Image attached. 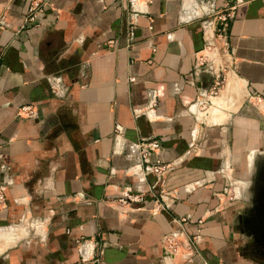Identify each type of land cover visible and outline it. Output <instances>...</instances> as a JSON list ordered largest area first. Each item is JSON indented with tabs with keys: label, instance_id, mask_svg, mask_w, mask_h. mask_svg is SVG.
<instances>
[{
	"label": "crops",
	"instance_id": "1",
	"mask_svg": "<svg viewBox=\"0 0 264 264\" xmlns=\"http://www.w3.org/2000/svg\"><path fill=\"white\" fill-rule=\"evenodd\" d=\"M27 4L0 0V264H262L229 210L259 123L191 104L215 73L264 102V0H50L23 25Z\"/></svg>",
	"mask_w": 264,
	"mask_h": 264
},
{
	"label": "built area",
	"instance_id": "2",
	"mask_svg": "<svg viewBox=\"0 0 264 264\" xmlns=\"http://www.w3.org/2000/svg\"><path fill=\"white\" fill-rule=\"evenodd\" d=\"M144 1H149V0H144ZM50 4V0H28V4L26 7V11L24 14L23 18V25H26L27 23L30 22H36L38 18L42 15L44 12L45 8ZM231 15L229 12H226L222 14L219 17V25L211 29L210 32L206 34V50L204 53L199 55V58H197L200 63H203V61L206 59L207 54L211 53L212 51H217L219 50L217 48V43L222 47L226 48L228 43L226 40V33H227V28L229 25V17ZM218 41V42H217ZM224 85L223 78H221L218 74L213 75V79L211 84L208 86L207 90L202 93L198 94L195 98V100L191 104L192 110L198 107L200 108V105L204 107L206 104H212V98L216 96L220 88H222ZM258 101L261 100L260 96H255ZM152 106L149 108V111L152 112ZM26 112L29 116L34 114V110L31 108L29 104H25L19 107V110L17 111L18 115H21L20 112ZM161 149V144L157 139H151L149 142H144L141 143V147L139 148V152L141 155V158L144 159L145 161L148 162V165L143 171V175L151 173L155 175H161L163 172L167 171L168 169V164H165L163 160L161 159L160 156H155L153 159L149 161V156L151 155V152H154L155 150ZM164 194L161 195V198L163 199ZM1 198V195H0ZM232 198V197H230ZM141 197L140 196H135L131 195L128 192H125L124 198H121V201L127 202V201H140ZM156 202V209L159 210L161 209V201H158L157 199L155 200ZM198 224L203 223L202 218H198L196 221ZM80 243V240L77 241ZM86 256L81 258V261H85Z\"/></svg>",
	"mask_w": 264,
	"mask_h": 264
},
{
	"label": "rangeland",
	"instance_id": "3",
	"mask_svg": "<svg viewBox=\"0 0 264 264\" xmlns=\"http://www.w3.org/2000/svg\"><path fill=\"white\" fill-rule=\"evenodd\" d=\"M230 87L231 86L228 85V87L223 86L222 88H220V90L218 91L216 96L211 99L213 103L212 104H206L207 107L206 106L205 107L208 111H211L212 118L214 117L213 116V110L216 112L215 108H218L220 110L221 106H225L229 109L236 110L237 107H239V105L242 103V106H241L239 112L242 113V115L244 116L243 122L254 124L255 121L251 120V119H254L259 123V126H254V128H251V126H243L245 131L248 133H249V131L253 130L252 131L253 133L251 132L253 135L251 134L252 140L248 141V143H250V145H248L247 149H245L241 154L242 164H241V172L239 175H241L242 178H235L233 180L235 182L240 181L238 183V185H239L238 186V188H239L238 194L237 193L235 194L234 190L233 191L231 190V193L229 194L230 197H234V194L238 195V197H239L237 199V201H239L238 206L236 204V205H232L229 208L230 211H235L237 208H239V210H240L243 199L248 194H250V192L248 191V184L252 180V173L254 170L253 169V162L256 163V165H257V163H259L260 161L261 162L264 161V102H263V100L258 101L257 98L255 97V98L251 99V102H250V99L247 98L246 99L247 102L245 103V101H243V99H245L244 97H246L245 96L246 95L245 89H243V92H242V90L239 88V85H236V87H234V89H233V87H231V88ZM238 89L240 90V92ZM235 90L238 93L234 92ZM241 94H243L244 96H241ZM228 95L234 96V98H236L237 101L232 97L228 98L229 97ZM220 96L223 98V100L220 98ZM217 98H219L217 100L218 102L219 101L222 102L221 104H220V102L218 103L216 101ZM247 105H249L251 107H248ZM254 108H256V109L254 110ZM254 111H255V113H254ZM199 112L200 111L197 109V113L201 115V113H199ZM218 115H220V114H218ZM253 143H254V145H253ZM248 159H249V161H248ZM236 163H238V162L236 161ZM236 185H237V183H236ZM236 185H234V186H236ZM232 186L229 185L227 187L232 188Z\"/></svg>",
	"mask_w": 264,
	"mask_h": 264
},
{
	"label": "flooded vegetation",
	"instance_id": "4",
	"mask_svg": "<svg viewBox=\"0 0 264 264\" xmlns=\"http://www.w3.org/2000/svg\"><path fill=\"white\" fill-rule=\"evenodd\" d=\"M248 194L237 216V226L247 255L264 264V161L253 162Z\"/></svg>",
	"mask_w": 264,
	"mask_h": 264
},
{
	"label": "bare ground",
	"instance_id": "5",
	"mask_svg": "<svg viewBox=\"0 0 264 264\" xmlns=\"http://www.w3.org/2000/svg\"><path fill=\"white\" fill-rule=\"evenodd\" d=\"M233 81H234V80H233ZM230 82H231V81H230ZM235 82H236V81H235ZM238 83H239V82H238ZM241 83H242V82H241ZM241 83H239V84H241ZM242 84H243V83H242ZM229 86H230V85H229ZM240 86H241V85H240ZM231 87H232V86H231ZM231 87H230V88H231ZM233 89H234V88H233ZM233 89H232V90H233ZM235 89H236V88H235ZM240 89H241V87H240ZM238 90H239V89H238ZM232 92H233V91H232ZM234 92H236V90H235ZM239 92H240V90H239ZM236 93H238V92H236ZM225 94H226V93H225ZM231 94H232V93H231ZM232 95H233V94H232ZM232 95H230V96L228 95L229 97H228V96H227V97H228V98H230V97L234 98V96H232ZM236 96H237V95H236ZM236 96H235V97H236ZM220 98L223 100V98H222L221 96H220ZM218 99H219V98H217L216 101H217ZM221 99H220V100H221ZM234 99L236 100V98H234ZM214 101H215V100H214ZM216 101H215V102H216ZM236 101H237V100H236ZM215 102H214V103H215ZM217 102H218V101H217ZM217 102H216V103H217ZM219 102H220V101H219ZM219 102H218V103H219ZM233 102H234V101H233ZM221 103H222V102H220V104H221ZM217 105H218V104H217ZM208 107H209V106H208ZM195 109H196V108H195ZM215 109H216V108H215ZM217 109H218V108H217ZM201 113H202V112H201ZM254 113H255V111H254ZM213 114H215V111H214V110H213ZM258 114H259V113H258ZM215 115H216V114H215ZM215 115H214V116H215ZM215 117H216V116H215Z\"/></svg>",
	"mask_w": 264,
	"mask_h": 264
}]
</instances>
